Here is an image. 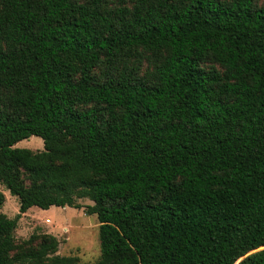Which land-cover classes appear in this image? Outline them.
I'll return each instance as SVG.
<instances>
[{"label":"trees","instance_id":"trees-1","mask_svg":"<svg viewBox=\"0 0 264 264\" xmlns=\"http://www.w3.org/2000/svg\"><path fill=\"white\" fill-rule=\"evenodd\" d=\"M137 49L157 60L151 83L97 79ZM0 87V182L19 200L0 264H80L13 231L81 198L99 223L85 264H264V4L0 0ZM32 135L43 150L14 146Z\"/></svg>","mask_w":264,"mask_h":264},{"label":"rangeland","instance_id":"rangeland-1","mask_svg":"<svg viewBox=\"0 0 264 264\" xmlns=\"http://www.w3.org/2000/svg\"><path fill=\"white\" fill-rule=\"evenodd\" d=\"M230 2V0H219ZM135 0H102L103 9L113 11L119 6L132 8ZM256 7L264 4V0H254ZM157 60L151 53L142 49L124 51L122 57L113 67L107 66L105 62L96 70L98 80L117 77L123 71H129L143 77L146 82H152V72ZM201 66L206 71H216L223 74V68L212 58H206ZM8 92L0 87V104L6 102ZM16 147L29 148L32 151L43 150V141L40 137L32 135L15 143ZM0 192L4 201L0 205V214L8 218H14L18 214L19 200L12 195L5 185L0 182ZM84 207L93 204L89 198L78 199ZM84 207L77 209L73 207L51 206L48 209L30 207L27 214H21L17 226L13 231L15 241L29 244L35 243L43 235H53L58 241L56 249L49 252L50 255L73 256L80 264L96 263L100 258V247L98 238V219L96 214L87 215Z\"/></svg>","mask_w":264,"mask_h":264},{"label":"crops","instance_id":"crops-1","mask_svg":"<svg viewBox=\"0 0 264 264\" xmlns=\"http://www.w3.org/2000/svg\"><path fill=\"white\" fill-rule=\"evenodd\" d=\"M32 207H36V206H32ZM28 210H29V209H28ZM28 210H27V211H28ZM27 211H26L24 214H27Z\"/></svg>","mask_w":264,"mask_h":264}]
</instances>
